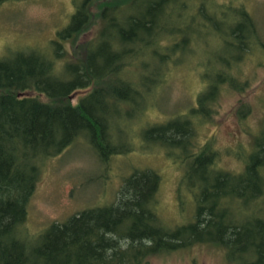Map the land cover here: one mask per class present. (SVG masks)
I'll list each match as a JSON object with an SVG mask.
<instances>
[{"label":"trees","instance_id":"1","mask_svg":"<svg viewBox=\"0 0 264 264\" xmlns=\"http://www.w3.org/2000/svg\"><path fill=\"white\" fill-rule=\"evenodd\" d=\"M93 2L72 0L68 23L47 53L20 50L0 58V264H142L194 243L221 247L228 264H264V120L238 174L219 170L210 144L193 140V121L208 118L219 89L242 90L245 81L237 74L245 57L264 56L255 18L232 2L107 0L98 7L101 28L85 45L83 59L69 60L65 43L87 28ZM212 30L230 54L202 77L206 89L196 107L138 131L143 147L163 149L184 166L177 196L180 209L192 205V221L164 225L157 213L159 175L135 169L115 204L85 209L29 235L28 204L44 164L80 138L96 154L106 153L101 163L134 152L130 127L125 147L111 136L121 132L116 124L123 106L139 122L168 71ZM86 89L72 105L73 95Z\"/></svg>","mask_w":264,"mask_h":264},{"label":"rangeland","instance_id":"2","mask_svg":"<svg viewBox=\"0 0 264 264\" xmlns=\"http://www.w3.org/2000/svg\"><path fill=\"white\" fill-rule=\"evenodd\" d=\"M107 0H94L90 7L91 21L75 39L65 43V58L82 60L85 45L99 32V6ZM213 4H243L255 18L260 41L264 43V0H213ZM72 0H7L0 4V58L16 51L36 49L49 51V44L67 23L73 12ZM224 30V29H223ZM217 31H210L204 40L191 48L192 53L180 57L181 64L173 66L167 82L154 94L151 107L140 121L135 111L123 106L122 117L113 130V143L125 147L129 139L125 133L131 128V145L135 151L126 156H114L103 161L104 151L92 148L82 138L61 155L48 160L41 171L28 204L25 229L33 236L53 223H63L69 217L93 207L115 204L124 178L133 170L149 169L160 177L157 194V213L168 227L186 224L193 219V207L180 209L177 189L184 173L178 160L169 158L163 149L144 145L138 136L140 125L160 124L187 116L196 107L197 96L206 89L202 77L219 65L230 52L215 39ZM238 79L245 81L242 90L223 86L210 104L208 118L194 122V142L198 146L210 144L217 154L216 167L231 174L243 170L245 160L253 149L254 139L264 120V56L253 53L240 65ZM91 89L73 95L71 104ZM26 94L44 96L35 92ZM115 128V126H113ZM116 130H119V129ZM96 152V153H95ZM98 155V156H97ZM100 159V161H99ZM183 211V212H182ZM182 212V213H181ZM142 264H228L225 251L214 244L194 243L188 247L162 252L146 258Z\"/></svg>","mask_w":264,"mask_h":264}]
</instances>
